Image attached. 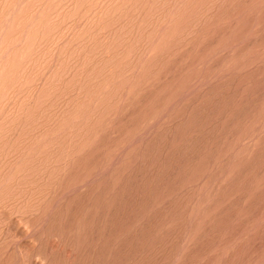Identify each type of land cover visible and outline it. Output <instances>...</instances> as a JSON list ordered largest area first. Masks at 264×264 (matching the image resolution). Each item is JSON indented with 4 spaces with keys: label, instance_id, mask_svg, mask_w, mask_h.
<instances>
[{
    "label": "rangeland",
    "instance_id": "obj_1",
    "mask_svg": "<svg viewBox=\"0 0 264 264\" xmlns=\"http://www.w3.org/2000/svg\"><path fill=\"white\" fill-rule=\"evenodd\" d=\"M0 264H264V0H0Z\"/></svg>",
    "mask_w": 264,
    "mask_h": 264
}]
</instances>
